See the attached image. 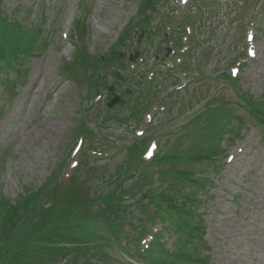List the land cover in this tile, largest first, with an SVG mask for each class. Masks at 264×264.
<instances>
[{
  "label": "rangeland",
  "instance_id": "1",
  "mask_svg": "<svg viewBox=\"0 0 264 264\" xmlns=\"http://www.w3.org/2000/svg\"><path fill=\"white\" fill-rule=\"evenodd\" d=\"M143 1H3L8 18L26 28H38L41 36L34 47L22 44L14 49L20 57L11 68L6 64L13 60L0 55V200L16 204L49 188L50 192L37 198L36 208L50 206L45 213L51 215L54 229L63 230L55 241L56 249L72 254L90 245L88 252L93 254L80 253L87 260L80 258L75 262L78 264H148L138 257L137 248L149 250L160 236L153 258L162 263L169 259L175 264H264V119L254 110L264 111V0L255 8L248 0H206L198 14L191 12L192 19L204 15V22L196 20L195 25L191 19L185 32L181 25L174 28L175 24H168L165 31L171 40L163 41L158 34L150 41L144 34L138 45L143 26L134 23L139 20ZM189 2L171 0L168 9L175 22L188 13L184 11ZM233 9L242 13V26L240 22L238 27L243 32L232 25ZM163 10L159 15H166ZM159 15L149 21L152 30L160 23ZM83 24L85 33L79 27ZM180 38L191 48L178 47L175 43ZM161 46L174 49L173 56L171 53L164 59L166 55L156 53ZM246 46L252 47L253 54L247 53L240 60L235 53ZM115 47L126 58L115 59L109 73L90 64L83 68L77 62L73 70L81 81L66 70L68 63L81 59L78 55L85 48L99 65L98 57L112 53ZM234 66H239V71L234 68L226 74L227 68L230 71ZM98 71L105 74L99 92H95ZM114 71L121 72L126 81L118 84ZM173 79L180 81L174 83ZM104 81L118 84L123 104L108 107L109 91ZM127 88L131 89L129 96L124 95ZM141 130L145 132L138 135ZM213 140L218 143L215 154ZM136 150L142 152L137 160ZM159 155L160 167H156L152 161ZM123 168L127 176L117 174ZM157 168L167 172L164 182L157 180ZM142 169H146V181L155 191L176 194L175 188L186 187L172 199L174 203L186 202L187 195L196 200V208L190 204L189 210L201 220L204 232L188 253L182 236L174 231L177 216L165 218L162 212L147 220L141 205L129 194H123L128 198L120 200L122 207L116 211L113 206L111 211L116 184L127 189L136 179L129 175L141 174ZM169 175L178 176L180 181L169 183ZM61 180L66 183L49 186ZM89 192L94 197L92 209L102 219L116 212L122 217L117 219L121 237L113 236L101 220L85 223L91 226L82 229V237L77 236L82 217L94 219L84 208L92 202ZM143 192L148 211L151 208L149 212L155 214L158 206L151 193ZM0 205L6 206V202ZM137 223H142L140 229L146 234L135 248L130 239L140 236L134 230ZM45 225L42 220L36 223L38 230ZM34 227L18 230L23 231L20 246H37ZM157 229L160 232L156 235ZM149 234L155 237L153 243ZM104 236L113 244L101 245ZM144 239L150 243L149 249ZM8 254H12L9 264L32 259L14 251Z\"/></svg>",
  "mask_w": 264,
  "mask_h": 264
},
{
  "label": "trees",
  "instance_id": "2",
  "mask_svg": "<svg viewBox=\"0 0 264 264\" xmlns=\"http://www.w3.org/2000/svg\"><path fill=\"white\" fill-rule=\"evenodd\" d=\"M4 0H0V55L1 56H6L9 59L11 58V60H13V62H11L10 64H6L7 68H11V66H13L15 63H19V57L17 53L14 51V49H16L17 47H20V45L22 44H26V45H32L35 42H38L39 37L41 36V31L36 28V27H30V28H26L24 26L21 25L20 22L10 19L8 18V16L5 14V12L2 9V3ZM163 0H144L143 1V5L141 6L140 9L143 8V10H141V12L139 13V20H137L136 23H134V25H136L137 23L140 26H143L142 29L145 30V34L147 35V38L149 37L148 35H150V32L152 31V27L149 26L148 24V20L151 17V15L153 13H155L154 8L157 7L159 4L161 5H165L166 3L162 2ZM194 4L189 7V11L191 9V11H200L201 9H204V4H206V0H193ZM249 1V0H248ZM247 4L249 5V2H247ZM212 9H216V5L215 6H210V11H212ZM188 11V12H189ZM234 15H236V17H233ZM166 17H163L162 21H161V25L157 27L156 30H154L155 33H161L163 34L164 31V23L163 20ZM203 19V22L205 20L204 15H202L200 18L197 17V22L200 23V21ZM231 20H232V25L236 24V31L240 32L242 29L239 28V24L241 22L242 26V21H243V16L242 13L239 12L236 9H233L232 13H231ZM133 26V25H132ZM81 27L83 33L86 32L87 27L85 26V24H83V26ZM242 32V31H241ZM81 35V34H80ZM164 35V34H163ZM82 37V35H81ZM34 47V46H33ZM120 50L117 49L116 47L114 48V51L112 53H108L106 54V56L103 57H98L97 62H99V65L96 64V60L94 61V58H91L90 55L87 52V48H85L84 50H81L80 54L78 55L81 59H77L76 61L72 62V63H68V65L70 66L68 69V73L69 74H73L75 76V78H77L78 80H81V78L77 77L75 74V70H73L75 68V66H77V62L78 64H80L83 68H85L86 65H92L94 67V69L99 70V68H101L103 70V68L108 67L115 59L119 58L118 57V52ZM244 54H246L245 52V48H244ZM243 54V55H244ZM15 57H17V59H15ZM23 58V57H22ZM96 59V58H95ZM74 71V72H73ZM111 71V70H110ZM87 74V71H86ZM85 74V75H86ZM102 72L98 71L95 80V92L97 91V84L100 82V78L102 76ZM227 74V72H226ZM227 77H229V75H227ZM230 78V77H229ZM105 83V82H104ZM109 88V84L105 83V90H108ZM264 108V105H263ZM254 110L256 111L255 114H262L263 115V119H264V111H262L259 108H254ZM92 131V130H91ZM85 133L88 135V131L85 130ZM138 147H140L138 145ZM136 152L135 154V159L137 160L138 157L140 156V154L142 152H138V150L134 151ZM159 156H157L152 162V165L154 164V166L156 167H160V162L159 161ZM170 162L166 163V171L169 172L171 165H167ZM162 172L161 168H157L156 173H158L157 175V180H161L163 181V177H165V175L167 174V172ZM128 171L126 169L123 168L122 171H119L117 174H125V176H127ZM141 174L137 173L136 179L133 181L132 185H129L127 189L122 188V185L116 184L117 187L112 190V204L111 206V211H112V207H116V211L118 210L119 207H122V202H120V200L123 198V194H130L131 197L134 198V202L138 203L141 205V212L142 214H144V216H146L147 220L152 219V217L154 216L153 214H151L148 211V208L150 207L144 200V190L149 191L151 193V198L153 200L154 203H156V205L158 206L157 209L159 210V213L165 212V218L169 217L170 219H173L171 216H177L178 222L176 225V229L174 230L175 232H177L180 236H182L184 244H185V253H188L189 249L192 247V244L194 242V240L197 237H201L203 236V232H204V226L201 222V220L198 218L196 219L197 215L194 214V211H190V206L193 205V208H196V200L195 199H190L189 197L193 198L190 195L188 196L189 200H186V202L182 201L181 203L177 204L174 203L175 200H172L173 198H176V196H179L183 193H179V194H171L169 196H163V194L161 193V191H155L150 184L147 183L146 181V169H142V171H140ZM122 176V175H121ZM54 177L56 178V175H54ZM120 179V178H119ZM117 179V180H119ZM115 180V181H117ZM167 181L173 185H176L180 179L178 176L172 177V176H168ZM61 183V182H58ZM56 184V182H52L49 186H53V187H59V185L62 184ZM202 185V183H201ZM48 186V187H49ZM180 189L182 190H186V187L183 186ZM44 192H50L49 188H43L40 191H38V193H32L31 196H27L26 198H23L22 201L17 202L16 204L11 203L8 200L5 199H1L0 200V204L2 202H6V206L0 205V253L2 252V256L0 257V264H9L11 259H12V254H8L11 247L15 246L16 248L14 250H12V252H16L18 253V255H22V256H27V259H29L30 257L32 258L30 260V262L25 261V259L21 258L19 260L14 261L12 264H66L68 263L67 261L69 260V262L71 264H78L75 263L76 260L79 261L80 258L84 257V260H87V258L80 254L83 252L90 254H93L91 251L88 252V248L90 247V245H84V248L81 250L80 253H69V251H64L63 249L58 250L55 248V241L58 240L59 238H61V233L63 232L62 228L60 229H54L53 226V220H51V215L50 214H46L45 211L49 210L50 206H44V207H40L37 209L36 213L33 214L28 220L27 222L24 223V225L22 226L21 229H25L31 226H35L33 229L36 231V241L38 242L37 246L35 244L30 243L28 246H20L19 241L21 239V236L23 234V231H21L22 233L18 234L17 238L15 240L12 241L13 236H14V230L15 228L18 227V224L22 222V220L25 218V216L28 214V212L30 211L31 207L38 201V197L44 193ZM137 192L140 193L141 197H137L139 196L137 194ZM89 197H91L92 202L91 205L89 207H84L86 208V215H88L87 213H89L90 215H93L94 219L90 220L87 216L82 217V222L78 225V228L76 230L77 236L78 237H82L85 233L82 232V229H85L91 225H86L85 223L87 222H95L97 220H101L104 221V225L108 224L110 229V232L112 233L113 236L116 237H121V228L119 223L117 222L118 218H122L121 216H118L119 214L113 215L112 217H109L107 219H102L98 214H96L93 211V207L94 206V197H92L90 195L89 192ZM44 201H46L47 199H43ZM124 200V199H123ZM121 200V201H123ZM190 201H192V203H190ZM162 202H167L166 205L161 204ZM191 204V205H190ZM134 205V203H133ZM20 207V211L19 208ZM17 212V216L16 213ZM158 213V214H159ZM38 220H42L43 222H46V225L44 227H42L41 229H37L36 227V223ZM145 220V219H143ZM141 220V221H143ZM151 221V220H150ZM142 223H137L134 227L136 230V233H140L139 237H134L133 239L128 238L127 236H125L126 238L130 239L134 245L135 248L138 247V244L140 242V239L146 234V232H142L140 229V225ZM5 226H7L5 228ZM78 230H80L82 233H80ZM91 237V236H88ZM162 236L158 237L157 240L154 242V244L151 246L152 248H150L147 251H140L137 248V253H138V257L142 260L148 261V264H175V262L171 261V260H166L165 263L159 262L157 261L155 258H153V256L157 253V249L158 246L160 245L159 240ZM103 240V243L101 245H103L104 243L107 244H113V240L109 239L107 236H104L101 238ZM97 239H93V240H88L86 239V242H93L96 241ZM101 240V241H102ZM10 242V243H9ZM9 245V247H8ZM8 249H5L7 248ZM97 253V252H96ZM95 255V252H94ZM132 259H135L132 257ZM184 260L188 259L183 258ZM83 260V261H84ZM137 260V259H135ZM138 261V260H137ZM80 262V261H79ZM86 264L88 263L87 261H85ZM133 264V263H131ZM182 264H184V261L182 262Z\"/></svg>",
  "mask_w": 264,
  "mask_h": 264
},
{
  "label": "clouds",
  "instance_id": "3",
  "mask_svg": "<svg viewBox=\"0 0 264 264\" xmlns=\"http://www.w3.org/2000/svg\"><path fill=\"white\" fill-rule=\"evenodd\" d=\"M109 66H110V65H109ZM109 66H108V67H109ZM108 67L105 68V70H104L105 73H107V71H108V73L111 72L110 69L108 70ZM105 73H103V74H105ZM119 73L121 74V78L117 77V75H115V72H113V75H114V77L117 79L118 84H119L120 80H122V79L124 80V79H125V76H123V74H122L121 72H119ZM103 74H102V75H103ZM91 75H92V74H91ZM101 77H102V76H101ZM100 79H101V78H100ZM104 82H105V81H104ZM104 82H103V83H104ZM103 83H102V84H103ZM118 84H115V85H114V84H111V85H109V88H110L111 86H114L115 92H117L116 86H117ZM98 86H99V83L97 84V91L99 92V90H98ZM101 87H102V86H101ZM109 88H108V91H109L108 93H109V96H110L111 93H110ZM98 92H97V93H98ZM108 107H109V106H108ZM110 108H112V107H110ZM163 129H164V128H163ZM163 129H162V130H163ZM78 148H79V147H78ZM56 184H57V182H56ZM58 184H60V183H58ZM38 200H40V199H38ZM37 202H38V201H37ZM37 202H36V203H37ZM36 203L31 207V209H30V211L28 212V214H27V215L25 216V218L22 220V222H21L22 224L19 223V224H18V227L14 230V236H13L12 241L15 240V239L17 238L18 234H20V232H18V230H20V229L22 228V226L24 225V223L27 222V220H28L33 214L36 213V211H37V209H38V207L36 208ZM9 243H10V242H9ZM8 247H9V245H8ZM8 247L5 248V249H8ZM15 248H16L15 246H12L11 249H10V251L14 250ZM2 255H3V254H2V252H1V253H0V257H1Z\"/></svg>",
  "mask_w": 264,
  "mask_h": 264
},
{
  "label": "water",
  "instance_id": "4",
  "mask_svg": "<svg viewBox=\"0 0 264 264\" xmlns=\"http://www.w3.org/2000/svg\"><path fill=\"white\" fill-rule=\"evenodd\" d=\"M116 75H117V77L121 78V74L119 72H117ZM109 90H110V93L114 95V98L108 103L109 104V107H113L115 104L122 103V100L115 93L114 86H111L109 88Z\"/></svg>",
  "mask_w": 264,
  "mask_h": 264
}]
</instances>
